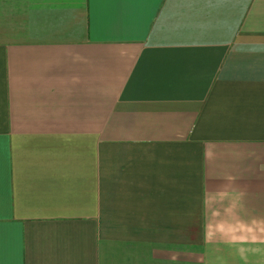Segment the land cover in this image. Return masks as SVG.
Segmentation results:
<instances>
[{
	"label": "crops",
	"instance_id": "crops-1",
	"mask_svg": "<svg viewBox=\"0 0 264 264\" xmlns=\"http://www.w3.org/2000/svg\"><path fill=\"white\" fill-rule=\"evenodd\" d=\"M0 264H264V0H0Z\"/></svg>",
	"mask_w": 264,
	"mask_h": 264
}]
</instances>
